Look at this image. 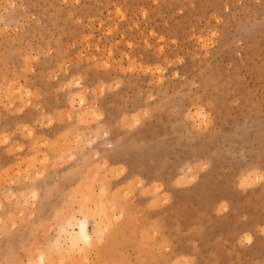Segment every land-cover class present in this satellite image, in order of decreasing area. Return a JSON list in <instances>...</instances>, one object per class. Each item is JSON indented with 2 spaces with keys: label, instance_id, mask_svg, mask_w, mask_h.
Returning a JSON list of instances; mask_svg holds the SVG:
<instances>
[{
  "label": "rangeland",
  "instance_id": "374dc122",
  "mask_svg": "<svg viewBox=\"0 0 264 264\" xmlns=\"http://www.w3.org/2000/svg\"><path fill=\"white\" fill-rule=\"evenodd\" d=\"M40 257L264 264V0H0V264Z\"/></svg>",
  "mask_w": 264,
  "mask_h": 264
},
{
  "label": "bare ground",
  "instance_id": "6f19581e",
  "mask_svg": "<svg viewBox=\"0 0 264 264\" xmlns=\"http://www.w3.org/2000/svg\"><path fill=\"white\" fill-rule=\"evenodd\" d=\"M100 207L103 208V207H106V206L104 205L103 207L102 206H100ZM84 209H85V207H84ZM89 209H91V206H90ZM104 209H102V210H104ZM93 212L91 211L90 213H93ZM95 213H96V211H95ZM86 215L87 216L85 218H82L81 220H78L76 222V224H75V222L72 223L71 227L72 226L74 227L76 225L72 230L63 228V231L65 230L64 234L66 233V238L68 239V243H67V244H69V250L68 251H69L70 255H72V256L73 255L75 256L76 253H81L82 251L88 249V247L94 245V243L97 240H101L103 238V233H105L104 232L105 231V227L102 225V223H104V221L100 220L102 223L101 222H97L96 234L93 235L90 232V230H89V220H90L89 217H90V214H86ZM73 224H75V225H73ZM248 237H247V239H248ZM40 260H41V264H43L44 261H45L43 257H40Z\"/></svg>",
  "mask_w": 264,
  "mask_h": 264
}]
</instances>
